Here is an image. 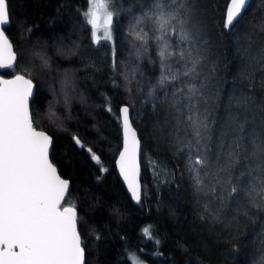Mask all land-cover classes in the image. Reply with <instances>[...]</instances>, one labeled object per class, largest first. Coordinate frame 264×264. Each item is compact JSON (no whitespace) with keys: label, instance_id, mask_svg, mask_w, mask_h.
Returning <instances> with one entry per match:
<instances>
[{"label":"snow or ice","instance_id":"6c2138e0","mask_svg":"<svg viewBox=\"0 0 264 264\" xmlns=\"http://www.w3.org/2000/svg\"><path fill=\"white\" fill-rule=\"evenodd\" d=\"M88 5L83 15L92 40L96 44L113 42L115 72L118 53L113 25L114 20L119 22L120 12L111 10L116 7L114 0H88ZM250 7V0H229L224 30L231 32L244 21ZM121 9L129 16L124 34L132 49L129 60L148 59L159 67V76L144 95V102L152 105L153 113L161 107L165 111L168 127L157 120L154 134L167 132L170 148L182 160V175L188 177L192 198L203 212L200 219L221 222L231 205L238 213L233 217L238 224L243 223L241 217L255 222L257 216L252 209L264 213V100L258 102L253 95L241 93L240 110L230 104L223 115L217 114L219 96L213 90L216 68L209 67V41L198 15L197 0H147L138 11ZM10 20L9 0H0V72L4 73L0 74V264H86L87 244L79 230V225L86 222L78 215L77 205L65 206L70 181L62 178L50 159L52 136L38 128L39 120H34L33 105L39 86L30 75L32 61L38 58L45 75L59 79L60 92L50 90L54 97L62 95L67 106L75 90V72L53 70L50 58L42 52H17L5 31ZM259 30L264 32V24ZM78 47L74 42L72 48H59L57 52L75 55ZM153 50L155 61L149 56ZM238 50L249 56L250 63L249 51ZM258 56L264 61V48ZM18 61L26 62L23 74L12 71ZM136 71L133 68L130 74L126 72L125 80ZM5 74L12 78L5 79ZM241 74L253 79L243 70ZM261 83L264 85V81ZM57 102L49 103V118ZM254 107H259V125L256 114L251 112ZM120 120L119 173L131 198L140 202L141 141L131 123L128 105L121 107ZM73 139L84 148L78 137ZM87 151L99 164L100 157L92 148ZM150 164L155 168L159 162ZM230 231L234 236L245 235L240 228ZM142 232L148 240L153 239L151 226ZM239 252L235 246L230 250V254ZM250 256L252 264H264V236L253 241ZM132 264L143 262L133 256Z\"/></svg>","mask_w":264,"mask_h":264},{"label":"trees","instance_id":"16d2710c","mask_svg":"<svg viewBox=\"0 0 264 264\" xmlns=\"http://www.w3.org/2000/svg\"><path fill=\"white\" fill-rule=\"evenodd\" d=\"M146 2L114 0L116 7L111 10L120 12L119 22L114 20L113 25L118 53L114 72L113 42L94 43L85 22L83 13L88 0H9L11 20L5 31L15 50L42 52L50 58L53 70L75 72V90L67 106L62 95L54 97L50 90L60 92L59 79L45 75L38 58L32 61L30 75L39 86L33 105L34 120H39L38 128L52 136L50 159L70 181L65 199L67 204L77 205L78 215L86 222L79 225L87 244L86 264H131L130 253L148 264H252L253 241L264 236V213L252 209L256 221L241 217L243 223L238 224L233 219L238 213L229 205L221 222L207 218L202 221L203 212L192 198L188 177L182 175V160L170 148L167 132L154 134L157 120L165 128L169 124L162 107L153 113L152 105L144 102V95L156 83L159 67L148 59L129 60L132 49L124 35L129 16L121 9L138 11ZM197 3L209 41V67L216 68L213 90L219 96L217 114L223 115L230 104L240 110L241 93L253 95L258 102L264 100V61L258 56L264 48V32L259 30L264 24V0H250L245 20L231 32L223 27L228 0ZM74 42L79 45L77 54H58L59 48L67 50ZM238 48L249 51L250 63L249 56ZM149 56L155 61L154 50ZM25 63L18 61L12 71L25 73ZM133 68L137 71L126 81L125 73L130 74ZM242 70L252 74L253 79L242 76ZM57 100L49 118L48 105ZM123 103L130 107L131 121L141 140L142 196L138 203L132 202L114 164L121 145L118 108ZM251 112L256 114L259 125V107ZM74 136L84 148L75 143ZM89 147L100 157L99 164L91 159ZM150 161L159 164L154 168ZM146 226H151L152 240L142 232ZM234 228H240L245 235H231ZM234 246L240 249L238 254H230Z\"/></svg>","mask_w":264,"mask_h":264},{"label":"water","instance_id":"95a60500","mask_svg":"<svg viewBox=\"0 0 264 264\" xmlns=\"http://www.w3.org/2000/svg\"><path fill=\"white\" fill-rule=\"evenodd\" d=\"M228 3H229V0H228ZM228 3H227V5H228ZM226 8H227V6H226ZM225 15H226V10H225ZM6 34H7V33H6ZM14 49H15V48H14ZM14 73L23 74V73H21V72H14ZM0 74H3V73L0 72ZM4 78H5V79H11V78H12V75H9V76L4 75ZM34 84H35V82H34ZM124 105H127V104H126V103L120 104V106H119V108H118V111H119V118H120V109H121V107L124 106ZM130 120H131V117H130ZM120 123H121V120H120ZM131 123H132V121H131ZM132 125H133V123H132ZM133 127H134L135 130L137 131V129H136V127H135L134 125H133ZM40 129H41V128H40ZM42 130H45V129H42ZM45 131H46V130H45ZM48 134H49V133H48ZM137 134H138V131H137ZM49 135H50V134H49ZM50 136H51V135H50ZM138 137H139V135H138ZM140 141H141V140H140ZM50 150H51V149H50ZM121 150H122V125H121V145H120V148H119V150H118V152H117V154H116V157H115V160H114V164H115V168H116V171H117V173H118V176H119L120 180L122 181V183H123V185H124V187H125V189H126L128 195H129L130 198H131V195H130L128 189H127L126 183L123 181V179H122V177H121V175H120V173H119V167H118V164H117V161H118V159H119V153H120ZM139 166H140V183H141V163H140V155H139ZM59 174H60V173H59ZM60 175H61V174H60ZM61 176H62V175H61ZM62 178L69 180L68 178H66V177H64V176H62ZM66 194H67V193H66ZM131 200H132L133 203H138V202L134 201L132 198H131ZM67 205H68V204H66L65 206H67Z\"/></svg>","mask_w":264,"mask_h":264},{"label":"rangeland","instance_id":"374dc122","mask_svg":"<svg viewBox=\"0 0 264 264\" xmlns=\"http://www.w3.org/2000/svg\"><path fill=\"white\" fill-rule=\"evenodd\" d=\"M88 4H87V7H86V9H85V12L87 11V9H88ZM92 37V36H91ZM133 256H135L136 258H138L140 261H142L143 262V264H148L146 261H144L143 259H141L136 253H130V259H131V264H132V257Z\"/></svg>","mask_w":264,"mask_h":264}]
</instances>
